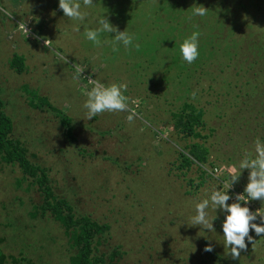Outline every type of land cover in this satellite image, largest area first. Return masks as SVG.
Listing matches in <instances>:
<instances>
[{"label":"rangeland","instance_id":"obj_1","mask_svg":"<svg viewBox=\"0 0 264 264\" xmlns=\"http://www.w3.org/2000/svg\"><path fill=\"white\" fill-rule=\"evenodd\" d=\"M131 1L96 0L93 11L107 10L121 31L129 23L139 44V34L171 42L158 58L122 45L115 54L109 44L94 46L84 26L71 30L74 22L58 0H0V9L12 13L0 11V99L12 136L32 163L46 168L57 197L108 226L93 242L106 264H264V234L251 229L240 257L228 254L223 213L214 221L216 232L187 225L195 204L213 187L223 190L245 152H254L255 139H264V0H165L170 10L152 25L129 15ZM136 4L133 10L146 7ZM195 4L209 14L189 21ZM194 23L203 62L188 64L172 45L180 50ZM14 55L22 56L23 70L11 65ZM182 64L192 75L177 84ZM73 65L87 66L85 78ZM89 76L125 84L135 118L130 122L124 111L87 119L82 105ZM184 104L202 112L193 136L175 128L173 113ZM195 142L207 148L203 163L190 155ZM247 177L245 169L230 188L233 200ZM41 204L37 185L0 159V264H69L74 251L65 229ZM248 206L264 208V201ZM209 243L213 252L204 251Z\"/></svg>","mask_w":264,"mask_h":264},{"label":"clouds","instance_id":"obj_2","mask_svg":"<svg viewBox=\"0 0 264 264\" xmlns=\"http://www.w3.org/2000/svg\"><path fill=\"white\" fill-rule=\"evenodd\" d=\"M195 5L191 7L186 17L189 21H193L196 17H207L209 14L208 8ZM58 7L62 10L64 17L74 22L71 29L73 32H80L81 26H84L83 36L94 46L100 47L102 44H109L114 54L120 51L121 45L125 50L130 47L139 50L140 44L136 42L135 33L126 29L119 30L115 24L110 22L106 15L107 10L93 11L96 8V0H58ZM0 11H3L7 16L12 14L6 9H0ZM23 29L26 36L28 29L25 24H23ZM104 34L110 35L112 39L102 40L101 37ZM200 36L199 24L194 23L193 31L180 44L181 57L188 64L193 63L199 57ZM37 38L39 39V37ZM65 54H61V59L62 62L67 63ZM165 60L167 59H162V64ZM73 67H75L76 76L84 77L82 73L87 66L73 65ZM87 80L90 88L84 93L86 99L82 105V108L86 110L87 119L94 118L104 112L124 111L130 113L127 117L130 122L135 118L136 113L129 108V97L124 94L127 89L125 84H105L102 79L91 76ZM191 96L195 100L197 92L194 90ZM254 143V152H245L237 165L232 168L224 189L213 187L210 192L206 193V197L195 204V215L191 217V222L187 223L189 226H199L202 231L216 232L214 221L218 219V212L223 213L221 221L223 246L229 250L228 254L233 259L239 258L241 250L246 248V238L251 240L250 229L258 235L264 234V208L258 207L253 211L248 206L251 201H264V139L257 137ZM245 169L248 170L247 183L242 192L236 194L233 200L229 190L233 184L239 181L240 175ZM230 200H232L231 203H229ZM210 212L215 215H210ZM258 218L259 223L257 222ZM204 251L213 252L212 244H207Z\"/></svg>","mask_w":264,"mask_h":264},{"label":"trees","instance_id":"obj_3","mask_svg":"<svg viewBox=\"0 0 264 264\" xmlns=\"http://www.w3.org/2000/svg\"><path fill=\"white\" fill-rule=\"evenodd\" d=\"M109 1V0H105ZM120 1V0H119ZM138 3H142L144 6L140 10H133ZM132 0V5L129 6L131 13L137 18V21L143 24H154L163 20L162 13L166 10H170V4L164 0ZM110 3V2H109ZM177 12L179 9H175ZM142 15V17H141ZM128 31H132L130 24L128 23ZM139 32V31H138ZM141 39L139 50L135 48L129 49L134 54H147L152 56L160 57V50L163 46L171 44L168 40L157 43L156 36L146 38L143 34H139ZM172 40V39H171ZM175 42H172V44ZM172 50L179 52V48L175 49L172 45ZM201 48V47H200ZM179 57V56H178ZM23 58L22 56L14 55L12 64L18 68L19 71L23 70ZM178 60V58L176 59ZM198 63L203 62V57L197 59ZM179 62H184L179 57ZM181 65L185 69L179 70L176 74L177 84L182 79L187 80L192 75L193 68L189 69L186 65ZM168 68V66H166ZM164 71V69H163ZM185 72V74H183ZM166 73L162 74L164 77ZM168 78V77H167ZM35 95V94H33ZM45 101V99H42ZM47 103V102H45ZM201 110H198L191 104H184L180 109L173 113L176 119L175 128L179 129L180 132H184L186 135L193 136L195 126L203 124L201 119ZM62 115L61 112H58ZM65 120V118L63 119ZM13 122L9 115L3 110V102L0 99V159L7 164L18 167L24 177L30 178L38 188L42 196L41 209L49 212L54 219H56L65 229V234L68 236L69 242L71 243V250L74 251L69 259V264H106L105 259L102 256L95 255L93 242L96 236L105 231L108 226L99 225L97 222L91 220L88 215L77 214L74 211L73 206L64 198L57 197L54 190L49 182L48 173L46 168L32 163L22 145L18 139L12 136ZM190 155L195 161L201 163L207 160V148L202 144L195 142L190 145Z\"/></svg>","mask_w":264,"mask_h":264}]
</instances>
